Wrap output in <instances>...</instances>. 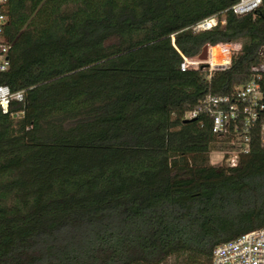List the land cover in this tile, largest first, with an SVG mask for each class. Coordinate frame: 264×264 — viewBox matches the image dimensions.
Here are the masks:
<instances>
[{
	"label": "trees",
	"instance_id": "obj_1",
	"mask_svg": "<svg viewBox=\"0 0 264 264\" xmlns=\"http://www.w3.org/2000/svg\"><path fill=\"white\" fill-rule=\"evenodd\" d=\"M232 2L7 0L0 84L24 99L0 106V264H210L264 227L259 128L233 166L235 134L184 121L261 71L264 0L242 15ZM224 42L241 45L228 68L181 69Z\"/></svg>",
	"mask_w": 264,
	"mask_h": 264
},
{
	"label": "built area",
	"instance_id": "obj_2",
	"mask_svg": "<svg viewBox=\"0 0 264 264\" xmlns=\"http://www.w3.org/2000/svg\"><path fill=\"white\" fill-rule=\"evenodd\" d=\"M7 0H0V71L9 68V52L11 43L5 35ZM262 4V0H233L225 11L242 15L254 11ZM219 15L215 14L197 23L194 30H205L219 23ZM221 23H225L222 19ZM239 42L208 44L207 58L184 57L180 64L182 70L205 65L210 77L217 70L228 68L235 54L240 50ZM263 63L261 71L243 86L236 87L226 95L209 93L194 109L188 111L184 119H195L199 114H206L212 119V131L219 136L235 134L233 140L238 146L230 151L228 159L231 165L237 164L239 152H247L249 138L241 133L258 127L260 139L264 145V48L259 52ZM24 91L13 92L8 85L0 84V106L4 113L9 111L12 100L22 101ZM210 264H264V227L241 234L233 240L217 245L212 253Z\"/></svg>",
	"mask_w": 264,
	"mask_h": 264
},
{
	"label": "rangeland",
	"instance_id": "obj_3",
	"mask_svg": "<svg viewBox=\"0 0 264 264\" xmlns=\"http://www.w3.org/2000/svg\"><path fill=\"white\" fill-rule=\"evenodd\" d=\"M224 151L221 150H215L211 153V163L215 165H221L224 161ZM172 258H169L168 260L164 261L161 264H172Z\"/></svg>",
	"mask_w": 264,
	"mask_h": 264
},
{
	"label": "water",
	"instance_id": "obj_4",
	"mask_svg": "<svg viewBox=\"0 0 264 264\" xmlns=\"http://www.w3.org/2000/svg\"><path fill=\"white\" fill-rule=\"evenodd\" d=\"M207 48H208V44L204 45L202 51L198 55L199 59L204 60L207 58ZM204 67H205V65L200 66V68H204ZM190 120H194V118L193 119H184L185 122L190 121Z\"/></svg>",
	"mask_w": 264,
	"mask_h": 264
}]
</instances>
